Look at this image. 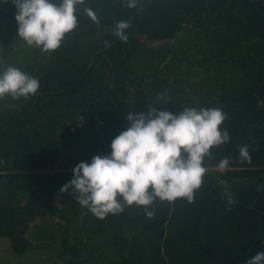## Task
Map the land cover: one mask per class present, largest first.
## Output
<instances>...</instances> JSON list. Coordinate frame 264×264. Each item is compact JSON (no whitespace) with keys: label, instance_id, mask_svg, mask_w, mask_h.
<instances>
[{"label":"trees","instance_id":"trees-1","mask_svg":"<svg viewBox=\"0 0 264 264\" xmlns=\"http://www.w3.org/2000/svg\"><path fill=\"white\" fill-rule=\"evenodd\" d=\"M17 11L13 0H0V45L9 52L18 43ZM76 15L78 27L56 51L0 62L40 81L28 99L0 100V237L17 253L31 246L28 236L59 239L61 264H246L264 252V0H138L137 8L85 0ZM119 21L130 24L126 43L112 34ZM173 79L185 86L154 108H219L231 137L205 158L194 202L156 199L151 218L133 205L99 219L73 194L60 206L74 164L110 155L130 126L127 115L148 113L150 94ZM243 145L251 163L241 162ZM225 157L227 169H213ZM225 193L235 201L230 209Z\"/></svg>","mask_w":264,"mask_h":264},{"label":"clouds","instance_id":"clouds-1","mask_svg":"<svg viewBox=\"0 0 264 264\" xmlns=\"http://www.w3.org/2000/svg\"><path fill=\"white\" fill-rule=\"evenodd\" d=\"M18 11L17 36L28 47L51 53L59 49L66 36L79 25L78 6L85 0H13ZM138 0H125L128 8H137ZM142 11V8L138 9ZM83 12L94 23L99 19L90 7ZM127 21L116 23L112 34L128 41ZM106 45L108 42H105ZM40 88L38 78L9 65L0 72V100L28 99ZM227 115L219 108L186 107L179 114L152 108L148 113H129L130 126L111 142L110 155H95L91 163L81 162L74 169V178L61 191L72 190L75 200L99 219L119 214L126 206L149 207L156 199L174 203L186 199L193 203L195 192L203 184L207 167L204 160L212 159L211 149L230 142L226 129H221ZM249 145L239 147L241 162L251 163ZM231 158L225 157L217 168L223 172ZM227 203H235L230 193ZM67 256L66 259H70ZM246 264H264L260 252Z\"/></svg>","mask_w":264,"mask_h":264},{"label":"rangeland","instance_id":"rangeland-1","mask_svg":"<svg viewBox=\"0 0 264 264\" xmlns=\"http://www.w3.org/2000/svg\"><path fill=\"white\" fill-rule=\"evenodd\" d=\"M6 30L7 26L5 21H0V42L6 34ZM17 42L14 50H10V52L6 51L4 47L0 45V62L7 60L9 57L16 61L27 62L29 56L32 57V52H34L35 48L28 47L19 37ZM2 71L3 70L0 68V72ZM76 120L78 124L82 121L79 117H77ZM61 167L66 168L63 165ZM69 168L71 169L72 166H69ZM213 169L218 170V168ZM71 194V189L67 192L60 191L59 194H57V203L60 206H65L71 200ZM39 220L40 219L37 218L32 222L30 228L38 224L40 222ZM45 224L52 228L55 227L54 223L45 222ZM28 238L32 242L31 246L26 251L17 253L12 249L11 241L7 237H0V264H61L60 261H58L59 239L56 242H44L38 241L30 236H28Z\"/></svg>","mask_w":264,"mask_h":264},{"label":"water","instance_id":"water-1","mask_svg":"<svg viewBox=\"0 0 264 264\" xmlns=\"http://www.w3.org/2000/svg\"><path fill=\"white\" fill-rule=\"evenodd\" d=\"M181 86H185L183 82H179L177 79H173L169 84H167L164 88H162L160 91L158 92H152L150 94V100H149V104L148 107L150 109L154 108V106L156 104H162L163 100L165 99V97L167 95H169L173 90H175L177 87H181ZM71 120L73 122V125L76 126L77 123L75 121V118L71 115ZM93 156H88L86 158L81 159L80 161L76 162L73 166V168L75 169V167L81 163V162H88L91 163Z\"/></svg>","mask_w":264,"mask_h":264}]
</instances>
